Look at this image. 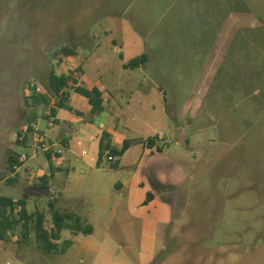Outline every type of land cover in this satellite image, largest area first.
<instances>
[{"label": "rangeland", "instance_id": "obj_1", "mask_svg": "<svg viewBox=\"0 0 264 264\" xmlns=\"http://www.w3.org/2000/svg\"><path fill=\"white\" fill-rule=\"evenodd\" d=\"M233 1L0 0V195L26 196L27 210L43 212L49 224L57 198L55 210L78 213L92 230L78 236L64 230L58 247L69 248L67 254L44 259L79 264L78 247L90 240L98 246L84 264H93L108 238L117 254L122 246L139 255L137 264H144L142 255L150 257L147 264H264V0H242L256 6L257 16L234 11L241 0ZM64 48L75 55L64 56ZM143 54V69L123 68ZM79 67L89 80L101 74L106 85L130 84L118 97L123 110L148 121L147 132L173 137L159 161L168 183L157 186L176 201L178 213L158 230L165 234L154 252L147 245L154 214L136 212L129 192L115 185L126 170L135 172L126 169L131 151L116 160L125 171L110 169L107 156L99 166L96 142L45 118L53 97L50 105L33 107L30 89L47 94L52 71L78 79ZM34 113L35 132L26 133ZM60 117L70 114L60 110ZM178 127H185L187 148ZM62 139L71 142L68 148ZM10 149L27 157L14 183L7 180L13 178L6 169ZM49 151L64 170L45 188ZM59 152L68 159L57 160ZM175 173L183 178L174 180ZM30 227L20 225L0 241V264L48 262L22 260L45 256Z\"/></svg>", "mask_w": 264, "mask_h": 264}, {"label": "crops", "instance_id": "obj_2", "mask_svg": "<svg viewBox=\"0 0 264 264\" xmlns=\"http://www.w3.org/2000/svg\"><path fill=\"white\" fill-rule=\"evenodd\" d=\"M124 69L126 65H123ZM136 68H142V64H140ZM143 69V68H142ZM83 74L80 75L78 78V85H83L87 89L98 88L102 93L103 98V110L100 113L92 114L91 113V106L88 103V100L84 97H81L79 94L75 93L74 91H70V96L68 100V105L72 108V111H68L66 109H57L55 119L56 122L54 127L64 125L66 127V131L70 132L71 135H82L83 140L86 142H96L98 144V156H99V149H100V142L102 139L105 140V143H109L112 147L120 149L124 142L129 140L131 144L127 151L124 153L126 155L128 152L131 151L133 159H132V166L127 167L126 169H133L135 170L134 174H131L129 171L126 170L127 175L124 176L122 181L115 183L118 188L123 192H129L131 196V206H133L136 212H152L154 214V223H150L148 225L149 232L151 233V237H148L147 245L148 251L154 252V246L156 243V238L164 235L165 233H161L158 231L159 229H167L168 224L174 222L176 218V214L178 213V207H176V201L170 200L167 198L168 191H166L163 187L157 186L158 181L160 183L165 184L167 182V178L164 174V170L162 165L160 164V160L162 156H165L168 144L164 145L161 144L158 139L156 138L155 133H150L145 130L147 128L146 120L140 121V119L135 116L131 115L130 113H126L123 108L120 106V99L118 97L124 91L130 90V84H124L123 82H115L113 84H107L102 81L101 74L98 79L96 80H89L86 77L85 71L82 72ZM89 80V81H87ZM136 89V87L134 88ZM60 110H65L69 112L70 117L64 118V121L60 117ZM147 119H149V115H147ZM146 121V122H145ZM53 127V126H52ZM178 136H182L185 139V127H178ZM128 132L133 134V138L129 139ZM42 134V133H41ZM44 138V134H43ZM154 139V142H149L148 140ZM173 139V137H171ZM180 143L183 144L184 148L188 147V142L186 139ZM63 144L66 145L65 148H68L71 144L70 141L66 139L60 140ZM59 141V142H60ZM174 142V141H173ZM54 145L53 142H51ZM179 143V141L177 142ZM79 145L82 144L81 141L78 142ZM170 144V143H169ZM135 145V148L133 146ZM83 152H86L85 149L82 148L81 155L84 156ZM86 155V154H85ZM111 155L109 151H107L104 156ZM123 155V156H124ZM113 156V155H112ZM114 157V161L109 164L110 169L117 170V171H125L119 168L118 163L116 162L118 157ZM49 158V157H48ZM103 158V157H102ZM66 161L68 156H63L61 152L57 154V160ZM50 162V172L47 174L49 178H46V183H44V187L48 188V181H50L49 186L53 183L55 184L56 180V173L64 170L63 165L56 164L54 165L52 158H49ZM102 160L99 159V166ZM116 164L115 168H112L111 165ZM23 166V165H22ZM21 166V167H22ZM19 168L16 170V174H12L13 178H16V175L19 172ZM183 175L175 173L173 178L180 179L183 178ZM9 177H7L8 180ZM172 179V178H171ZM5 179L2 178L1 182ZM168 183V182H167ZM163 188V189H162ZM153 193L154 197L151 200H148V194ZM3 196V195H0ZM9 197V196H7ZM26 197V196H25ZM55 198V197H54ZM27 200V197H26ZM169 201H172L170 203ZM57 202V198L54 199L51 203L54 204ZM153 210V211H151ZM157 211V213L155 212ZM64 213L75 214L80 217V215L74 211H66ZM143 213V214H144ZM84 223L85 220L82 219ZM166 227H163L165 226ZM161 227V228H160ZM94 232V231H93ZM148 233V232H147ZM167 234V232H166ZM78 236V234H76ZM80 235V234H79ZM74 238H67L66 240L71 241V244H75ZM60 241H57L59 244ZM94 246H98L94 242L88 240L84 244L79 245L78 249L81 252L76 253V258L79 264H84L86 262V253L88 250ZM99 253L94 259V263L96 261L101 260L103 263L100 264H137V257H133V255L128 254L122 251L123 247L121 246V253L117 254L115 251L118 248L116 242H113L111 239L105 238L103 243H100ZM40 250V249H39ZM69 248L65 249V251H54L51 253L44 252L45 256L41 254H31L32 256L22 255V260L24 261H48L43 257L46 255L52 256L53 254L57 255H65L67 254ZM138 250V249H137ZM33 253V252H32ZM140 253V251H139ZM20 254V253H19ZM23 254V253H21ZM29 257V258H26ZM150 257H146L142 255V260L144 264H147ZM98 259V260H97ZM51 264L55 260L49 259ZM49 261L46 263L48 264ZM90 261V260H89ZM8 264V263H7ZM37 264V263H34ZM50 264V263H49Z\"/></svg>", "mask_w": 264, "mask_h": 264}, {"label": "trees", "instance_id": "obj_3", "mask_svg": "<svg viewBox=\"0 0 264 264\" xmlns=\"http://www.w3.org/2000/svg\"><path fill=\"white\" fill-rule=\"evenodd\" d=\"M237 0L233 1L236 2ZM242 5V0L239 4L233 5L234 11L246 12L249 10L254 16H257L258 10L251 2L249 5L245 3ZM62 53L66 57H72L75 55V52L69 48L62 49ZM147 60L145 54L140 57L132 60L126 67L136 68L142 62ZM82 72V68H78ZM78 79L73 78L69 75H57L54 71L50 74V84L48 87L47 94H41L37 92V88L30 89L32 91L31 98L33 99V107L38 108L40 106L50 105L51 98L55 99V103L51 105V116H45L46 119L51 121L54 119L56 122L55 115L57 109H66L72 111V108L68 105V100L70 96V91H74L79 94L81 97H84L88 100L89 105L91 106V113L97 114L103 110V98L102 93L98 88L87 89L83 85H78ZM51 95V96H50ZM27 105L29 103L27 102ZM39 119L38 115L34 113L27 123L26 133L35 132L34 126ZM149 142H154V139L148 140ZM131 144V141L127 140L124 142L123 146L120 149L112 147L108 142L105 143V140L102 139L100 142L99 149V159L102 160L104 154L109 151V153L115 157H122L127 151ZM47 156L51 158V152H47ZM24 164V161L21 160V155L17 154L14 150L10 149L7 159V173L16 174L17 168L21 167ZM112 168L116 167V164L111 165ZM16 178H8L9 183H14ZM43 182L46 183V178H43ZM154 197L153 193L148 194V200H151ZM50 208H53L52 222L49 224L46 219V215L43 212H33L30 213L27 210V200L26 197L23 199L15 200L12 197L0 196V241H5L8 239L9 235L16 230L17 227L21 225L22 229L26 232H29L31 227L30 224L34 223V231L36 233V239L38 242L39 248L47 253L54 251H59V244L57 241L61 239L62 233L64 230H71L75 234L79 233H89L91 228L87 226L83 227L82 219L75 214L70 213H60L55 210L53 203H50ZM73 223V224H72ZM75 225H77L75 227ZM27 237V236H26ZM65 251V249H60Z\"/></svg>", "mask_w": 264, "mask_h": 264}, {"label": "built area", "instance_id": "obj_4", "mask_svg": "<svg viewBox=\"0 0 264 264\" xmlns=\"http://www.w3.org/2000/svg\"><path fill=\"white\" fill-rule=\"evenodd\" d=\"M156 138H157L158 140H160V141L165 140L164 143H167V144L173 142L172 139H167V140H166L165 135H164L163 133H158L157 136H156ZM36 153H37V152H36ZM83 154L85 155L86 152H83ZM107 158H108V162H110V163L114 161V157H113L112 155H108ZM26 159H27V157H26L25 155H21V160H22V161H24V160H26Z\"/></svg>", "mask_w": 264, "mask_h": 264}, {"label": "water", "instance_id": "obj_5", "mask_svg": "<svg viewBox=\"0 0 264 264\" xmlns=\"http://www.w3.org/2000/svg\"><path fill=\"white\" fill-rule=\"evenodd\" d=\"M180 140L183 142V138L181 137Z\"/></svg>", "mask_w": 264, "mask_h": 264}]
</instances>
